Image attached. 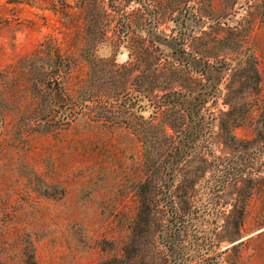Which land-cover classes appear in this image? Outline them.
Returning <instances> with one entry per match:
<instances>
[{
  "label": "rangeland",
  "instance_id": "1",
  "mask_svg": "<svg viewBox=\"0 0 264 264\" xmlns=\"http://www.w3.org/2000/svg\"><path fill=\"white\" fill-rule=\"evenodd\" d=\"M177 28L188 54L226 66L176 169L184 241L264 264V0H0V264H165L134 219L136 184L160 187L173 151L161 137L148 161L149 125L185 119L163 94L204 83L156 41ZM138 91L159 107L134 109Z\"/></svg>",
  "mask_w": 264,
  "mask_h": 264
},
{
  "label": "trees",
  "instance_id": "2",
  "mask_svg": "<svg viewBox=\"0 0 264 264\" xmlns=\"http://www.w3.org/2000/svg\"><path fill=\"white\" fill-rule=\"evenodd\" d=\"M89 1V0H87ZM135 3H140L146 0H131ZM148 1V0H147ZM179 3H186L187 0H176ZM103 8V5H98V7ZM143 7V5H142ZM146 7V6H144ZM86 6L83 4V7ZM116 9V7L114 6ZM104 9V8H103ZM95 21V20H93ZM96 22V21H95ZM185 22V20H183ZM184 27V23L181 24ZM180 29V28H179ZM177 28L176 36H171V38L159 39L158 36L156 41L161 45L168 46L173 54L176 61H180L187 65L189 70L198 74L201 79H204V83L200 84L199 89L187 93L183 92H168L163 94L162 103H159L161 107L171 106L178 107L182 110L185 115V119L182 120L180 128H172L168 124H158L149 125L152 132L144 136V143L147 144L148 150V161H152L150 154L153 148L160 146L164 143L163 141L170 140V146L172 145V153L169 159L161 162L162 170L158 172V176L161 181V186H155L151 188L145 182H138L136 185V195L139 199L138 211L136 218L134 219V225L137 226L141 223L145 233H150L151 243L153 245L158 244L163 248L165 252L164 262L166 264H218L217 257H219L217 252L211 250V246L206 248V245L194 244L195 247L186 245L184 241V235L187 231L186 224L190 223V213L187 216L178 211L175 202L174 195L172 193V186L175 180L176 169L178 166L185 162V157L191 151L193 143L197 139H202L205 134V123L200 115V111L208 103L209 100L216 96L218 85L222 80L223 73L226 70V66H223L221 62L209 63L204 62L199 59L194 58L192 55L188 54L182 47H184V42L188 37L187 33L182 34L183 30ZM54 82H48V86ZM55 86L51 89H57L58 83L55 80ZM148 92L138 91L136 95L133 96V108L145 110L144 112H149V109L158 108L150 98L147 96ZM61 104L64 103L61 100ZM68 116L71 114L69 110L60 111L56 118L59 116ZM53 116V115H52ZM51 120V116L49 117ZM170 127L175 134L168 135L166 133V127ZM160 136V137H158ZM161 137L164 140H161ZM171 139H173L171 141ZM202 142H200L199 149H202ZM153 175V174H152ZM161 175V176H160ZM147 184V185H146ZM159 188V191L157 190ZM188 206V202L184 201ZM163 209L165 211L166 217L163 219L162 224L154 223V229H152L149 224L152 222L154 212L159 211L157 209ZM185 213H186V209Z\"/></svg>",
  "mask_w": 264,
  "mask_h": 264
}]
</instances>
